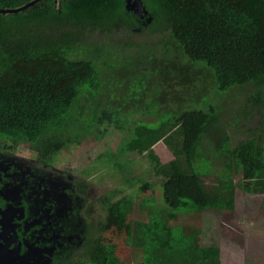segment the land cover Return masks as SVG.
I'll list each match as a JSON object with an SVG mask.
<instances>
[{"label":"trees","instance_id":"1","mask_svg":"<svg viewBox=\"0 0 264 264\" xmlns=\"http://www.w3.org/2000/svg\"><path fill=\"white\" fill-rule=\"evenodd\" d=\"M30 1L0 0V11ZM126 1L42 0L22 14H0V137L30 144L48 161L79 145L95 126L79 104L105 92L99 58L106 49L90 47L87 32L123 25L133 32L167 34L162 55L125 60V69L133 62L137 69L152 70L132 78L125 95L131 100L124 104L122 96L117 108L111 95L97 114L99 123L120 130L133 123L135 113L157 119L155 125L135 121L129 139L104 157L121 170L125 163L118 156H144L155 176L164 179V207L152 200L146 205L152 209L147 222L121 221L119 213L131 211L135 198L114 204L108 198V227L126 245L143 249L142 264H220L218 246L206 244V253L198 254L174 244L171 222L182 210L232 211L238 190L264 195V0H142L148 11L144 19L128 13ZM79 52L92 57L77 58ZM106 66L117 65L110 59ZM132 94L144 106L132 102L133 109ZM229 99L223 108L232 118L224 120L219 101ZM160 142L175 156L166 164L154 149ZM208 159L219 163L223 186H200L198 198L179 195L182 179L199 177L197 165L204 168ZM117 252V243H108L94 263L115 264Z\"/></svg>","mask_w":264,"mask_h":264},{"label":"rangeland","instance_id":"2","mask_svg":"<svg viewBox=\"0 0 264 264\" xmlns=\"http://www.w3.org/2000/svg\"><path fill=\"white\" fill-rule=\"evenodd\" d=\"M168 37L167 34L159 31L136 32L134 30L133 32L123 25H118L112 31L104 33L87 32V42L90 43V47L99 44L106 49V53L111 54L110 58H105L106 53L99 58L105 92L103 91V95L98 100L91 95L88 99L81 100L79 108L82 106L85 108L87 120L94 118L95 126L85 135L79 145H70L54 158V161H59L61 168H67L75 176L84 177L89 181V186L94 188L96 193L92 195L93 198L104 195L116 203L132 195L135 198V206L125 214L119 213L121 221L147 222L151 218L152 209L146 208V205L152 200L158 207H164V179L155 176L144 156L136 153L118 156L117 160L125 163V167L121 170L106 164L104 156L108 152H116L118 145L129 139V130L135 121L155 125L157 119L152 115L143 116L135 113L131 117L133 123L125 130H120L109 124L99 123L97 114L108 107L111 95L117 99L113 105L117 108H121L122 96H124L123 103H128L131 99L125 95H127V87L133 85L132 78L145 73L151 75L152 70L137 69L133 66V62H130V66L125 69V60L148 54L162 55L164 48L161 42L164 39L168 40ZM76 57L89 58L92 56L86 52H79ZM110 59L117 66L107 67L106 62ZM146 66L148 64H142V68ZM112 80H118L119 84ZM139 89L140 85H137V90ZM131 96L133 98L134 95ZM133 99L131 101L133 109V103L136 101L144 106L145 103L138 101L135 96ZM226 102L232 101L230 99L223 103L219 101L222 109H225L221 110L223 111L221 118L224 120L232 118V111L223 108ZM131 111L134 112V110ZM200 122H204V119L201 118ZM154 149L164 164L175 158L173 152L163 142L158 143ZM206 163L207 166L204 168L207 171L197 165L199 177L182 179L179 195L198 198L200 186L207 188L223 186L224 179L216 168L219 167V163H211L209 159ZM130 179H134L133 186L130 185ZM138 179L145 180L146 186H140ZM171 225L173 242L177 246H190L198 254L206 253V249L203 248L206 244L218 246L221 250L220 264H264V195L255 196L238 190L237 208L234 210L222 212L202 210L200 213L182 210L181 216L172 221ZM107 237L118 245L115 264L143 263L141 247L126 245L124 237L116 229L107 233Z\"/></svg>","mask_w":264,"mask_h":264},{"label":"flooded vegetation","instance_id":"3","mask_svg":"<svg viewBox=\"0 0 264 264\" xmlns=\"http://www.w3.org/2000/svg\"><path fill=\"white\" fill-rule=\"evenodd\" d=\"M94 191L30 144L0 137V264H95L115 228L108 197Z\"/></svg>","mask_w":264,"mask_h":264},{"label":"water","instance_id":"4","mask_svg":"<svg viewBox=\"0 0 264 264\" xmlns=\"http://www.w3.org/2000/svg\"><path fill=\"white\" fill-rule=\"evenodd\" d=\"M42 0H32L28 2L26 5L17 8V9H1L0 14L1 15H18L22 14L27 11L30 7L34 6L38 2ZM126 11L128 13H132L135 16L144 19L146 16H148V11L146 7L143 4L142 0H127L126 1ZM151 21V18H148V22Z\"/></svg>","mask_w":264,"mask_h":264}]
</instances>
